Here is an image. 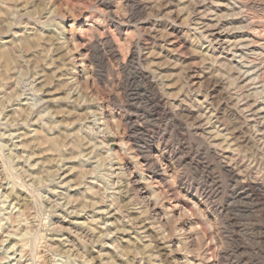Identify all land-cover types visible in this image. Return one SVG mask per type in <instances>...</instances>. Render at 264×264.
<instances>
[{
  "label": "rangeland",
  "instance_id": "obj_1",
  "mask_svg": "<svg viewBox=\"0 0 264 264\" xmlns=\"http://www.w3.org/2000/svg\"><path fill=\"white\" fill-rule=\"evenodd\" d=\"M229 1L220 70L178 0H0V264H264V0Z\"/></svg>",
  "mask_w": 264,
  "mask_h": 264
},
{
  "label": "bare ground",
  "instance_id": "obj_2",
  "mask_svg": "<svg viewBox=\"0 0 264 264\" xmlns=\"http://www.w3.org/2000/svg\"><path fill=\"white\" fill-rule=\"evenodd\" d=\"M192 1H195V0H178V2L180 4V11L185 15V19H184L185 22H186L185 25H187L188 29L190 28L189 30L193 31V34H194L193 37L196 39L197 47H198V49H199V51H200V53H201V55L203 57L202 59L203 60H208V61H210L213 64L215 63V65L218 64L220 66L219 67L220 70H221V68L223 66H225V68L227 66H229L230 68L231 67H235V66H231L232 62L234 61V53L232 54L231 50L228 49V46L230 44H232L231 45V48H232L234 43L232 42L231 37L226 34L227 31L225 29V27L227 25H230L232 23V20H235V19H228L231 16L230 11L234 10V9L230 8V5H231L230 1L229 0H216V1L215 0L214 1L211 0L213 2L211 3L210 7H208V6L206 7V6H203L202 4L194 3ZM101 2L103 4H105L106 0H101ZM126 2L129 4V6L131 5V7L133 9H137V10H144L150 5V3H149L150 0H126ZM106 4H107V6L109 8L110 5L108 3H106ZM229 32H231V31L229 30ZM184 33L185 32H183L182 28L177 23L176 24H174V23L171 24V26L168 29L167 36L169 37V52L171 53L172 59H174V56H176L177 52L186 51V50L189 49L188 45H187V38L184 39ZM243 37H244L245 40L243 39L242 42H245L246 41L245 37H247V36L242 35V38ZM236 39L238 40L240 38H236ZM240 40H242V39H240ZM110 47H111V45H110ZM148 55H150V54H148ZM99 60L100 61H104V57L101 56L99 58ZM184 60H191V59L190 58H184ZM171 62H173V61H171ZM205 62H207V61H205ZM192 63L185 64V67H183L184 68L185 79H186V82H185L186 83L185 84L186 90L189 92L190 90H193V89H196L198 87L203 86V84L205 83L208 86L210 85V87L212 89V92L216 91V88L220 84H222L221 71L218 70L217 75L214 74L215 72H212L213 74H206V73H204L205 71H203L201 74H197L196 67ZM197 67H198V65H197ZM233 70H234V68H233ZM254 72H252V73H254ZM237 73H239V72H237ZM238 76H239V74H238ZM252 76H253V74L251 75L247 71V73H245L244 75L241 74L240 79L242 80V82H244V81L247 82V80H249ZM259 90H260V88H259ZM249 94H250V92H249ZM204 100H206V99H204ZM204 102H206V101H204ZM192 103L193 102H191L190 104L193 105ZM199 103L202 106V103L201 102H199ZM161 104H162V100H161L160 96H158L157 97V105H161ZM248 105H249L248 103L244 104V106H246V107H248ZM261 105L264 106V103H262V104H261V102L260 103H253V104H250L249 107L258 108L257 110H260V111L262 110L263 111L262 107L259 108ZM197 106H198V104H197ZM199 108H200V106H199ZM223 159H227V157H223ZM225 167L227 169L228 174L235 181H239L240 180V177H241V174H242V172L240 170V167H238V166L236 167L235 165L234 166L230 165V163L227 164ZM252 189H255V190H252V192L255 193V191H257L258 194L263 197V201H264V186L261 185V184H256V185H254L252 187Z\"/></svg>",
  "mask_w": 264,
  "mask_h": 264
}]
</instances>
